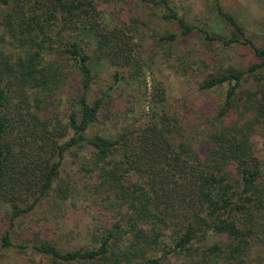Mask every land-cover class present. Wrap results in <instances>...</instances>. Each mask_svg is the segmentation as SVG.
Instances as JSON below:
<instances>
[{
  "label": "trees",
  "instance_id": "obj_1",
  "mask_svg": "<svg viewBox=\"0 0 264 264\" xmlns=\"http://www.w3.org/2000/svg\"><path fill=\"white\" fill-rule=\"evenodd\" d=\"M101 1L0 0V204L11 221L0 253L32 248L52 264H170L173 258L264 264V153L254 140L258 131L264 135V47L222 0H210L209 13L229 35L202 19L205 48L250 46L258 61L245 68L230 64L200 82L204 91L229 85L205 145L198 146L164 106L102 132L112 87L91 98L94 67L129 66L136 75L143 61L139 27L154 17L179 26L155 37L167 51L179 35L198 29L172 0ZM128 6L135 12L125 20ZM77 73L81 92L69 81ZM123 75L115 72L116 83ZM65 90L66 110L59 99ZM69 158L76 179L62 174ZM80 201L104 215L91 243L64 249L37 231L14 245L18 221L41 213L52 223L58 211L78 208ZM212 235L220 240L210 242ZM257 243L262 247L255 252Z\"/></svg>",
  "mask_w": 264,
  "mask_h": 264
},
{
  "label": "rangeland",
  "instance_id": "obj_2",
  "mask_svg": "<svg viewBox=\"0 0 264 264\" xmlns=\"http://www.w3.org/2000/svg\"><path fill=\"white\" fill-rule=\"evenodd\" d=\"M210 0H172V4L178 9L190 23L197 29L192 35H179L171 43L170 51L156 46L155 37L168 33L178 32L179 26L176 21H166L160 17H154L146 25H140V36L143 37L142 67L133 75L132 67H116L111 63L96 64L94 67V82L89 90L91 98L100 95L102 91L110 89L107 97L111 107V117L106 123L100 125L102 132H109L120 125L136 122L145 118L148 113L164 109L171 114H176L185 123L190 134L196 137L198 146H204L210 133L215 128L214 117L220 105L223 104L229 85L222 84L214 89L204 91L200 88V82L210 72L222 69L230 64L239 68H245L258 61L254 49L250 46L236 45L223 46L215 43L209 50L205 48V35L199 30L201 20L207 18L212 27L223 35L228 36L229 30L217 15L209 13L212 9L208 6ZM224 7L233 12L239 22L245 28L247 35L256 45L264 47V0H222ZM104 0L100 6H105ZM135 12V8L128 6L124 19ZM210 16V17H209ZM110 21V20H108ZM138 40V36L135 41ZM155 43V44H154ZM215 55V57H214ZM208 60L209 66L202 63ZM192 64V68L188 65ZM124 72V78L116 83L114 77L116 71ZM76 71L73 68V72ZM71 81H76L75 90L81 92L80 76L73 74ZM246 82V85H250ZM69 91L65 90L59 96L60 108L68 109ZM161 99L163 102H157ZM234 113L229 120H232ZM138 122V121H137ZM118 125V126H116ZM255 143L264 153V135L258 131L254 136ZM77 173V165L69 164L63 176ZM78 208L72 207L68 211H58L59 217L48 223L46 216L41 213L27 215L12 227L14 245L21 236H32L40 231V235L50 239L64 249L77 248L78 246L91 243L92 229L98 230L103 214H98L96 209L88 207L84 201L79 202ZM7 205L0 204V245L6 230L11 227ZM223 239V237H221ZM220 240L219 236L212 235L211 241ZM257 243L254 251L260 250ZM0 264H52L47 257L35 252L32 248L21 249L20 247L3 248L0 253ZM170 264H186L183 260L173 258Z\"/></svg>",
  "mask_w": 264,
  "mask_h": 264
}]
</instances>
